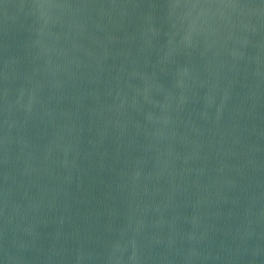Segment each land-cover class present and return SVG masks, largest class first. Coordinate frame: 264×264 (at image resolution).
Instances as JSON below:
<instances>
[{"label":"water","instance_id":"1","mask_svg":"<svg viewBox=\"0 0 264 264\" xmlns=\"http://www.w3.org/2000/svg\"><path fill=\"white\" fill-rule=\"evenodd\" d=\"M0 264H264V0H0Z\"/></svg>","mask_w":264,"mask_h":264}]
</instances>
